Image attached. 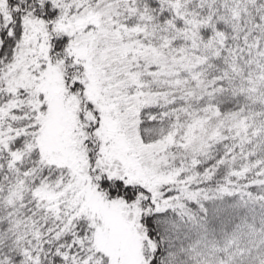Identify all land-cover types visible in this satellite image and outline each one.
<instances>
[{
	"label": "snow or ice",
	"instance_id": "obj_1",
	"mask_svg": "<svg viewBox=\"0 0 264 264\" xmlns=\"http://www.w3.org/2000/svg\"><path fill=\"white\" fill-rule=\"evenodd\" d=\"M0 264H264V0H0Z\"/></svg>",
	"mask_w": 264,
	"mask_h": 264
}]
</instances>
